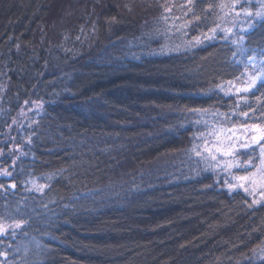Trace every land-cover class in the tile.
<instances>
[{
  "label": "trees",
  "instance_id": "16d2710c",
  "mask_svg": "<svg viewBox=\"0 0 264 264\" xmlns=\"http://www.w3.org/2000/svg\"><path fill=\"white\" fill-rule=\"evenodd\" d=\"M144 1L0 0V135L32 92L44 99L1 181L0 222L27 224L0 236V264H264V201L229 193L192 152L211 113L249 111L201 95L238 75L222 34L204 39L213 20L230 27L228 8L192 30L203 44L162 54ZM245 39L264 47V22Z\"/></svg>",
  "mask_w": 264,
  "mask_h": 264
},
{
  "label": "snow or ice",
  "instance_id": "6c2138e0",
  "mask_svg": "<svg viewBox=\"0 0 264 264\" xmlns=\"http://www.w3.org/2000/svg\"><path fill=\"white\" fill-rule=\"evenodd\" d=\"M258 7L253 10L250 7H245L247 4H252L253 0H231L230 4L221 3L213 5L209 3L206 8H201L200 4L203 0H185L183 4L177 7L182 11L183 23L178 27V31L192 29L195 30L200 25L207 26L208 18L212 12L219 7L221 10L228 8L227 12L219 18L220 20L231 23V27L221 28L220 23L215 20L212 22L215 27L209 29V35L205 36V40H213L218 34H222V38L228 41L235 51L232 52L233 59L229 61V66L233 68L238 75H235L234 80H229L225 83L216 85L215 89H208L207 93L201 92V95L214 94L217 90L223 93L225 97L232 99L236 97L234 108L239 109L241 106L247 107L249 111L230 112L228 114L222 112L211 113L213 121L227 123L231 118L239 117L252 119L256 112H261L260 119L264 120V47H248L245 37L249 35L257 26L258 23L264 22V0H256ZM172 8H165V15L162 17L166 22L170 18ZM174 20H180L181 17H174ZM111 23H117L116 18H111ZM185 34H187L185 32ZM204 41L196 36L188 42L189 46L203 44ZM178 49H161V52ZM251 53V55H249ZM239 57V58H237ZM241 85V86H237ZM249 96L255 98V103L258 107H253V103L249 100ZM32 103L38 110L44 107L43 102L25 101V104ZM31 111V109H30ZM201 115H208L206 109L197 110ZM15 123V121H13ZM205 126L207 122H204ZM244 133L243 139L236 135V132ZM208 135L214 136L215 140L209 143L205 139V134H201L198 139L204 140L202 145L194 144L192 152L199 161L205 162L204 171L215 172L219 170L223 174V185L229 193L236 190H243L248 196L253 197V204L264 201V124H244L239 129L217 127L216 130ZM31 138H27V143L31 144ZM12 151V150H10ZM15 151L19 157L27 155L19 144L16 145ZM3 150L0 149V155ZM244 156L246 159L241 160L239 157ZM15 160L13 161V165ZM254 169V171H249ZM243 171L246 175H238L237 172ZM6 175L11 177V172H6ZM44 178V177H41ZM222 177H217V183ZM51 179V177H47ZM31 184L32 190L43 192L47 185H38L35 180H28L25 186ZM0 185V188H3ZM14 189L15 184L11 185ZM259 196L260 200L255 197ZM252 205H249L251 207ZM27 221H13L11 224L0 223V234H5L11 230V236L17 235L18 229L26 225ZM53 239H56L53 237ZM19 251V249H16ZM8 253L0 252V256L7 257ZM264 259V257H262Z\"/></svg>",
  "mask_w": 264,
  "mask_h": 264
},
{
  "label": "rangeland",
  "instance_id": "374dc122",
  "mask_svg": "<svg viewBox=\"0 0 264 264\" xmlns=\"http://www.w3.org/2000/svg\"><path fill=\"white\" fill-rule=\"evenodd\" d=\"M139 1V0H137ZM144 1V0H142ZM185 2V0H148V1H144L142 2L143 6H149L147 8V11H145V13L147 14V16H149L152 13H159L161 11V15L159 18L160 21L159 23L156 25V23L158 22L159 18L155 21L154 24H152L151 26L148 27V29L146 30H151V28H155L156 30H160V32L156 35L150 36V45L151 43L154 45L155 48H157L158 44H159V48L157 49L158 52L164 54V53H169L172 51H179L182 49H188V42L192 40L191 36H194L192 33V29H186V30H180L178 31V27L181 23H183V17H182V12L179 11V8L177 7L180 4H183ZM231 3V0H229V3ZM258 3L256 2V0H253L252 4H247L245 5V7H250L253 10H255L256 7H258ZM152 7L155 8L151 9ZM172 8V12L170 14V18L168 19V21L166 22L164 19H162L163 16L168 15L167 13H165V8ZM150 9V10H148ZM174 17H181L180 20H174ZM230 27L232 26L231 23L227 22L226 20H224ZM148 22V21H147ZM146 22V23H147ZM156 27H153L155 26ZM185 32L187 34H185ZM203 40V39H202ZM199 45H196L194 47H197ZM178 49V50H172V51H168L165 50L163 52H161V49ZM27 101H35L37 103L43 102L44 104V99L38 97V95H36V92H32L30 97L28 98ZM241 108V107H240ZM31 109V111H30ZM35 110H38L35 105H33L32 103L29 104H25V106L23 107V109L19 112V114L16 116L15 118V123L12 124V126L8 129V131L5 134H1L0 135V149L3 150V154L0 155V185H1V181L4 179H8L10 178L9 176L6 175V172H11L14 170L15 164L19 159V155L18 152L15 151V147L18 144L17 140L19 135H21L22 137L25 136V140H27V138L29 137L30 133H26V127L25 124L28 123L29 120H31V113ZM241 119V117H239L237 115V117L235 118H231L229 122L227 123H221L220 121H217V123H215L214 125H211V123H207L208 126H205V129L203 130L202 133H200L197 137H199L201 134H205V139H207L209 141V143L211 144V142H213L215 140L214 136L208 135L212 132H214L216 130L217 127H223V128H233L235 127L236 129H239L241 125H244L245 123H240L239 120ZM257 123L256 124H264V121H262L260 119V116L257 117ZM25 132V133H24ZM239 133L240 135H238L241 140L243 139L244 133L237 131L236 134ZM196 137V140L198 141V143L200 145H202L204 143V140L198 139ZM21 146V145H20ZM22 149V146H21ZM12 150V151H10ZM23 150V149H22ZM241 160L246 159V157L244 156H240L239 157ZM15 160V164L13 165V161ZM199 161V159H198ZM203 167H206L205 162ZM249 171H254V169H249ZM211 173H213L212 171H210ZM218 174H221V176L223 177V174L221 172H219V170L216 171ZM238 175H246L245 172L240 171L237 172ZM8 187H10V185H7V187H4L3 190H7ZM257 200H260L259 196L255 197ZM262 202V201H261ZM0 223H5V224H11V222H0ZM11 230H9V232L5 233V234H0V236H4L8 233H10ZM5 257V256H4Z\"/></svg>",
  "mask_w": 264,
  "mask_h": 264
}]
</instances>
